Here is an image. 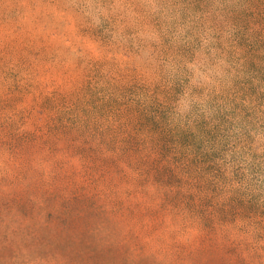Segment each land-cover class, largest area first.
<instances>
[{"label": "rangeland", "instance_id": "obj_1", "mask_svg": "<svg viewBox=\"0 0 264 264\" xmlns=\"http://www.w3.org/2000/svg\"><path fill=\"white\" fill-rule=\"evenodd\" d=\"M257 3L242 65L228 32L222 43L174 29L187 69L226 86L201 152L150 119L174 89L161 87L175 64L160 63L155 28L115 0L47 20L37 0H0V264H264V126L246 142L227 135L236 109L264 114ZM94 22L114 38L94 40Z\"/></svg>", "mask_w": 264, "mask_h": 264}, {"label": "clouds", "instance_id": "obj_2", "mask_svg": "<svg viewBox=\"0 0 264 264\" xmlns=\"http://www.w3.org/2000/svg\"><path fill=\"white\" fill-rule=\"evenodd\" d=\"M42 18L47 20L52 11L59 7L61 10L73 5L80 6L85 0H37ZM121 6V12H129L136 17L139 27L151 25L157 31V37L152 41L154 51L160 55V63L168 69L170 63L175 64L174 71L164 73V83L161 87H170L171 80L174 89L173 95L166 94L165 101L149 109L150 119L159 125L160 129L168 131L173 137L188 136L189 146L203 152L205 140L212 141L216 136L210 126V117L217 111L218 106L226 98V86L222 80H205L187 69V60L190 52L177 53L174 48V29L177 25L191 24L193 36L201 32H211L221 38L228 32L234 44L235 51L231 63L242 65L246 57L244 49L248 46V23L254 13L250 6L259 7L257 0H115ZM172 23H169V21ZM96 26L91 30L92 38L100 43L108 42L114 37L111 35V24L108 22H94ZM139 31L133 28L128 33L130 47L136 49L139 43ZM231 43V42H230ZM163 47L173 51L164 56L160 50ZM228 67V62L225 61ZM207 73V69H203ZM256 71V70H251ZM219 76V74H217ZM244 81H241V86ZM230 87V85H228ZM186 101L182 108H178L181 100ZM235 108V105H233ZM237 121H233L227 135L232 140L246 142L256 129L264 126V114L261 111L245 110L242 106L236 109ZM251 113V114H250ZM218 138V137H217ZM175 142V140L173 141ZM210 159H216L212 153H205Z\"/></svg>", "mask_w": 264, "mask_h": 264}]
</instances>
